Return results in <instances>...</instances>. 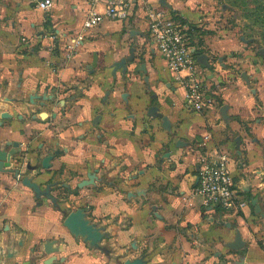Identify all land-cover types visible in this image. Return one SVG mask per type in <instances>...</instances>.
I'll list each match as a JSON object with an SVG mask.
<instances>
[{
    "label": "crops",
    "instance_id": "crops-1",
    "mask_svg": "<svg viewBox=\"0 0 264 264\" xmlns=\"http://www.w3.org/2000/svg\"><path fill=\"white\" fill-rule=\"evenodd\" d=\"M53 1L0 6V148L20 149L0 171L1 264H264V217L253 204L264 210V57L230 21L240 0H144L192 26L191 47L207 55L197 71L210 102L199 111L156 50L142 0L127 21L85 31L70 58L63 37L81 29L88 4ZM43 12L60 38L33 39L18 54L17 35H37ZM222 155L243 208L193 193L200 159ZM16 168L54 200L37 198ZM78 208L102 233L97 247L63 225Z\"/></svg>",
    "mask_w": 264,
    "mask_h": 264
},
{
    "label": "built area",
    "instance_id": "built-area-1",
    "mask_svg": "<svg viewBox=\"0 0 264 264\" xmlns=\"http://www.w3.org/2000/svg\"><path fill=\"white\" fill-rule=\"evenodd\" d=\"M5 0H0V6ZM85 9L81 29L67 38L64 42L65 58L74 55L76 46L83 38L84 32L95 28L103 20L127 21L136 5L135 0H85ZM37 9L47 10L54 5L53 0H33ZM145 10L146 24L149 29L156 50L176 79L184 88L183 101L189 110H202L210 99L206 97V90L197 71V58L194 48L188 39L191 27L187 23L175 18L162 7H154L142 0ZM65 38V36H64ZM63 38V39H64ZM182 71H186L182 74ZM199 181L193 193L202 197L207 206L221 207L228 210L239 204L243 208L246 204L238 198L234 188V176L228 167V158L222 155L217 163L206 157L200 159L198 170Z\"/></svg>",
    "mask_w": 264,
    "mask_h": 264
},
{
    "label": "water",
    "instance_id": "water-1",
    "mask_svg": "<svg viewBox=\"0 0 264 264\" xmlns=\"http://www.w3.org/2000/svg\"><path fill=\"white\" fill-rule=\"evenodd\" d=\"M257 53L263 55L264 57V48L263 47H259ZM131 59V57L128 58V60ZM207 55L206 54H200L197 56V61L200 64L203 65H207ZM125 61L126 59H122L121 62L117 63L118 65H121L123 67H125ZM142 70H145V65L141 64ZM6 113L3 114V116H5ZM7 146H11L12 148L10 149H2L0 148V171L4 170L5 167H9L10 166V158L14 156V154L16 153V151H20L19 147H18V143H11V142H7L6 144ZM52 155H48L46 157H43L41 160V168H47L49 167V160L51 159ZM26 169L29 171H36L39 166L38 165H32L30 163V161H27L26 163ZM11 170V169H10ZM11 172H13L14 176L17 178L21 177L22 180V185L30 188L35 196L37 198L42 197V195H45L46 197L51 198L52 200H54V198L50 195L49 189L50 186L48 185L47 187H45L44 189H41L40 186L37 184L36 181L32 180L31 177H29L28 175H25L21 172V170L19 168L16 169H12ZM253 204L255 205L254 207V211L256 213H259L261 216L264 217V210L261 209V205L260 203H258V201H256L255 199H253ZM63 225L65 228L69 229L73 234L75 235H81L82 237H84V239L89 242L90 246L92 247H97L98 246V242L101 240L102 238V233L100 231V229H98L95 224H89L88 221L84 218V211L82 208H78L74 211H71L68 213V215L66 216ZM241 242H239V240L236 242L235 244V248H241ZM46 253H50L52 252V249L49 248V245L46 244L45 248H44ZM238 264H244V262L241 260L240 262H237ZM1 264V262H0ZM44 264H47V262H44ZM122 264H141V261L136 258V259H131V260H125Z\"/></svg>",
    "mask_w": 264,
    "mask_h": 264
},
{
    "label": "rangeland",
    "instance_id": "rangeland-1",
    "mask_svg": "<svg viewBox=\"0 0 264 264\" xmlns=\"http://www.w3.org/2000/svg\"><path fill=\"white\" fill-rule=\"evenodd\" d=\"M258 3H262L264 5V0H240L239 5L237 6L239 13L237 12L236 14H230L229 16L230 21L235 23L236 26H238L239 29L237 32L239 33V35H241V33L242 34L247 33L248 36L245 38L252 45V49H254V51L258 49L257 46H259L260 43L264 45L263 41H259L260 38L258 35L261 31H263V27L260 24L253 22L254 16L251 13V10L256 5H258ZM258 12L261 13V11H258ZM24 16L25 14H19V15L15 14L12 22L19 21L20 23H23ZM16 17H19V18L16 19ZM49 18H50L49 13L43 12L44 21L42 22V25H41L42 30L37 35L32 33L33 35L29 36V33L25 34V32L17 35L18 43H17L16 49H17L18 54H25L27 52H30L29 49L34 47L30 45V42L33 39L39 40L45 37H52L51 40L55 42L60 38L59 36H57V33L54 32L55 31L54 28H51V22L48 20ZM72 32L73 31H70L68 35H64L65 38L72 36L73 35ZM55 44H56L55 47H57L59 43H55Z\"/></svg>",
    "mask_w": 264,
    "mask_h": 264
},
{
    "label": "trees",
    "instance_id": "trees-1",
    "mask_svg": "<svg viewBox=\"0 0 264 264\" xmlns=\"http://www.w3.org/2000/svg\"><path fill=\"white\" fill-rule=\"evenodd\" d=\"M258 11H261L258 12ZM251 13L252 15L254 16V19H253V22L254 23H258L260 24L262 27H263V31H261L258 35H259V41H263L264 43V5L262 3H258V5H256L252 10H251ZM182 21V19H180ZM192 28V26H191ZM245 37H247V33L246 34H243ZM258 48L259 47H264L263 44H259V46H257ZM194 55L195 57L197 58L198 55L202 54L203 53V50L201 49H197L196 47L194 48Z\"/></svg>",
    "mask_w": 264,
    "mask_h": 264
}]
</instances>
